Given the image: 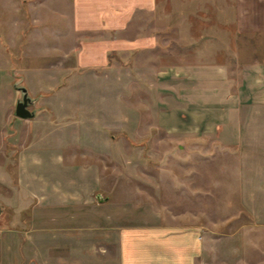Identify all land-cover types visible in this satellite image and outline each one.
I'll list each match as a JSON object with an SVG mask.
<instances>
[{
  "label": "rangeland",
  "instance_id": "rangeland-1",
  "mask_svg": "<svg viewBox=\"0 0 264 264\" xmlns=\"http://www.w3.org/2000/svg\"><path fill=\"white\" fill-rule=\"evenodd\" d=\"M71 9V0H0L7 195L13 185L24 192L6 200L0 229L32 232L22 253L17 238L0 237V264H51V246L68 251L55 262L98 264L123 225L189 219L203 234L204 264H264V200H237V156L205 138L179 146L157 127L155 78L139 58L79 67ZM23 96L30 117L15 115ZM30 182L69 200H29L33 189L21 186Z\"/></svg>",
  "mask_w": 264,
  "mask_h": 264
},
{
  "label": "crops",
  "instance_id": "crops-1",
  "mask_svg": "<svg viewBox=\"0 0 264 264\" xmlns=\"http://www.w3.org/2000/svg\"><path fill=\"white\" fill-rule=\"evenodd\" d=\"M71 8L79 67L104 66L118 53L139 58L143 76L155 78L156 126L179 146L205 138L230 150L237 156V200H264V0H71ZM4 130L0 217L6 200L24 195L17 185L7 195ZM24 186L33 189L29 200H69L52 186L42 194L36 183ZM191 221L123 225L98 264H204L203 234ZM30 233L0 229L1 241L17 238L13 247L21 253ZM55 251L68 252L49 247L51 264H70L64 256L55 262Z\"/></svg>",
  "mask_w": 264,
  "mask_h": 264
},
{
  "label": "water",
  "instance_id": "water-1",
  "mask_svg": "<svg viewBox=\"0 0 264 264\" xmlns=\"http://www.w3.org/2000/svg\"><path fill=\"white\" fill-rule=\"evenodd\" d=\"M27 102H28V98L26 96H23L21 102H17L15 106V115L21 118L31 116V113L26 108Z\"/></svg>",
  "mask_w": 264,
  "mask_h": 264
}]
</instances>
